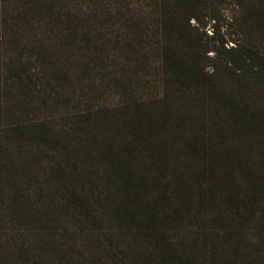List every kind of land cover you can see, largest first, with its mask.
<instances>
[{
    "label": "trees",
    "instance_id": "obj_1",
    "mask_svg": "<svg viewBox=\"0 0 264 264\" xmlns=\"http://www.w3.org/2000/svg\"><path fill=\"white\" fill-rule=\"evenodd\" d=\"M223 1L0 0V264H264V0Z\"/></svg>",
    "mask_w": 264,
    "mask_h": 264
},
{
    "label": "rangeland",
    "instance_id": "obj_2",
    "mask_svg": "<svg viewBox=\"0 0 264 264\" xmlns=\"http://www.w3.org/2000/svg\"><path fill=\"white\" fill-rule=\"evenodd\" d=\"M258 2V0H257ZM223 4H224V7H226V10H225V14L227 15H231V11H232V6H233V3L230 4V1H223ZM228 7V8H227ZM209 28V27H208ZM211 30V28H209V31Z\"/></svg>",
    "mask_w": 264,
    "mask_h": 264
}]
</instances>
